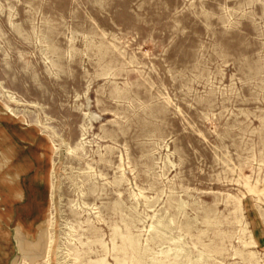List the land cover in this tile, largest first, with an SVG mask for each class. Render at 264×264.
<instances>
[{
    "label": "rangeland",
    "instance_id": "374dc122",
    "mask_svg": "<svg viewBox=\"0 0 264 264\" xmlns=\"http://www.w3.org/2000/svg\"><path fill=\"white\" fill-rule=\"evenodd\" d=\"M0 264H264V0H0Z\"/></svg>",
    "mask_w": 264,
    "mask_h": 264
}]
</instances>
